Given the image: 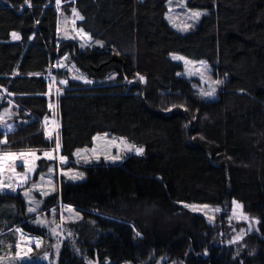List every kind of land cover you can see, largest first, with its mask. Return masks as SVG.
<instances>
[{
	"label": "trees",
	"instance_id": "1",
	"mask_svg": "<svg viewBox=\"0 0 264 264\" xmlns=\"http://www.w3.org/2000/svg\"><path fill=\"white\" fill-rule=\"evenodd\" d=\"M60 2L0 3V155L16 154L0 172L12 185L0 188V229L11 230L17 263L53 259V240L24 217L22 194L58 161L45 128L51 72L65 81L56 99L61 156L73 159L100 133L143 149L85 167L86 180L63 181L47 200L60 198L93 223L78 242L63 243L58 264H142L152 256L264 264V0H188L209 13L185 34L168 23V0ZM171 53L207 60L224 79L219 98H202ZM20 153L34 154L31 172ZM233 200L260 219L253 254L233 257L213 245L206 218L182 206Z\"/></svg>",
	"mask_w": 264,
	"mask_h": 264
},
{
	"label": "rangeland",
	"instance_id": "2",
	"mask_svg": "<svg viewBox=\"0 0 264 264\" xmlns=\"http://www.w3.org/2000/svg\"><path fill=\"white\" fill-rule=\"evenodd\" d=\"M4 0H0V3ZM61 2H59V5ZM168 11L166 19L170 26L177 32L185 34L194 30L203 16L209 13L207 9L191 8L188 0H168ZM198 11L201 13L198 19H192L191 13ZM189 24L191 27L184 31L182 26ZM182 57L183 59L174 58ZM170 58L180 63L183 69L180 75L189 79L193 88L197 93L206 100H215L219 98L224 79L215 76L213 66L205 59L196 60L186 57L180 53H171ZM204 64H201V62ZM50 79L49 98L53 110V117L47 122H52L51 127L47 129L52 133L56 141V152L58 153V161L56 165L51 166L47 171L43 172L38 179L28 188L23 190V198L25 200V214L28 220L42 228H44L53 240V259L51 264H58L59 255L62 245L65 241L72 243L78 242V231L85 227L93 226L92 221L85 220L83 214L72 205L63 203L60 198L55 199V203L47 201L52 196L58 195L63 181L81 182L87 179L85 167L96 164H117L122 162L130 154H138L133 145L125 137L114 136L108 133H100L93 140L91 147L80 148L74 153L73 159L61 160L63 157L59 153L57 143H59V123L57 121V101L60 94H63L65 84L54 76L51 72L46 74ZM215 81H221L216 84ZM214 90V91H213ZM205 93H211L205 95ZM123 138V141L121 140ZM127 145L135 146L132 150H128ZM95 150V151H94ZM140 154V153H139ZM108 157H119V159H110ZM75 177V178H74ZM25 192L28 195H25ZM241 205L240 202L233 200L221 206H213L206 204H189L183 203L182 206L194 213L203 215L208 224L212 227V244L219 245L238 257L243 252L254 253L255 246L252 242L253 236H260L259 224L260 219L245 212L243 207L237 209L238 213L248 219H239L233 215L235 205ZM195 206L196 210H193ZM207 206V207H205ZM35 209V211H29ZM71 209V210H70ZM0 229V264H18L14 255V243L9 241L7 234L10 229ZM9 232V233H8ZM17 234L14 233V237ZM237 237H242L237 239ZM142 264H185L180 260L168 261L167 257L152 256L149 260Z\"/></svg>",
	"mask_w": 264,
	"mask_h": 264
},
{
	"label": "snow or ice",
	"instance_id": "3",
	"mask_svg": "<svg viewBox=\"0 0 264 264\" xmlns=\"http://www.w3.org/2000/svg\"><path fill=\"white\" fill-rule=\"evenodd\" d=\"M59 2H60V0H57V4H59ZM200 15H201L200 12L195 11V12H192L191 13V18L195 20V19H198ZM80 18L83 19V17H80ZM190 27H191V25L184 24L182 26V30L187 31ZM81 32H82V30H81ZM12 35H13V38L20 39V36L17 33H12ZM83 36H87V33H83ZM174 58L183 59L182 57H174ZM201 64H204V62L202 61ZM141 79H143V77H141ZM61 83H65V81H61ZM214 83L219 84V83H221V81H215ZM210 94L211 93H205V95H210ZM50 107H51V105H50ZM94 139H97V138L94 137ZM121 140L123 141V138H121ZM126 147L128 148V150H132L135 146L127 145L126 144ZM57 148H59V143H57ZM135 151L139 154V153H142L143 152V149L142 148H135ZM15 155L16 154H8L7 156L0 155V172L3 171L5 159H7L9 157H14ZM31 155H34V154L33 153H20L19 154L20 157H23L24 158V166L27 168V171L28 172H31L33 170L32 167H31V165H30L29 160L27 159V157H29ZM46 155H49V158H51L50 154L46 153ZM108 158L113 159V160L119 159V157H108ZM60 159L62 161L65 160L64 157H61ZM26 178H27V173H25L24 176L21 177V182H23L24 180H26ZM5 187L6 188H12V185L11 184H5L2 181H0V188H5ZM25 195H28V193L25 192ZM233 204L235 205V207L233 209V215L236 216L239 219H248V217L243 216L242 213H238L237 212V209L240 208V207H242V206L237 205L235 201L233 202ZM191 207H193V210H196V207L195 206H191ZM205 207H207V206H205ZM29 211H35V209H29ZM240 238H242V237H237V239H240ZM19 247L20 246L17 245V248H19ZM16 255L19 257L20 256V252L18 251ZM25 255H27V253H25Z\"/></svg>",
	"mask_w": 264,
	"mask_h": 264
},
{
	"label": "built area",
	"instance_id": "4",
	"mask_svg": "<svg viewBox=\"0 0 264 264\" xmlns=\"http://www.w3.org/2000/svg\"><path fill=\"white\" fill-rule=\"evenodd\" d=\"M51 124H52V122H47V123H46V127H47V129L51 127ZM47 134H48L49 136L52 135V133L49 132V131L47 132Z\"/></svg>",
	"mask_w": 264,
	"mask_h": 264
}]
</instances>
